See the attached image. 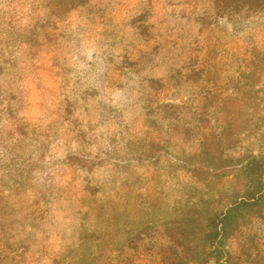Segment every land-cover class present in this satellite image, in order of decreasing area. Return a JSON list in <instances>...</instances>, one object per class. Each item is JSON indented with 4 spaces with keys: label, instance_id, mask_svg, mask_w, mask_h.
Segmentation results:
<instances>
[{
    "label": "rangeland",
    "instance_id": "rangeland-1",
    "mask_svg": "<svg viewBox=\"0 0 264 264\" xmlns=\"http://www.w3.org/2000/svg\"><path fill=\"white\" fill-rule=\"evenodd\" d=\"M75 30L140 110L63 99ZM0 264H264V0H0Z\"/></svg>",
    "mask_w": 264,
    "mask_h": 264
},
{
    "label": "trees",
    "instance_id": "trees-1",
    "mask_svg": "<svg viewBox=\"0 0 264 264\" xmlns=\"http://www.w3.org/2000/svg\"><path fill=\"white\" fill-rule=\"evenodd\" d=\"M108 6L104 7L105 12H107ZM90 13L92 14L91 15L92 18L98 17V14L96 12H93V11L87 12V14H90ZM105 20L108 24H111L112 26H114L109 17L106 16ZM84 30H85V28H84ZM76 32H79V31L78 30H75L74 32L69 31L68 33H65L64 31H62V32L60 31V33H58V35L55 37V39L64 40L65 42H72L70 45L76 44L74 47H77L78 55L81 54V57L84 60H91V61H88V63L91 64V66L88 69V72L84 73V81L78 80L79 79L78 76L76 77V79H74L72 81V78H71L69 72H67L66 76L61 77V80L66 85H72V82H74V85L71 88H67V90L63 93V99L73 100L68 95V91L73 90V89H77L78 86L76 84L84 85L88 81H90L89 78H92V80L97 84V87H100V88L99 89H97V88L93 89L95 91V93L92 96H88V95L84 96L83 93H85L86 90L81 91L82 94L79 91V94H78L82 98H85V100L88 102V105L91 102V100L96 99L99 102L96 105L97 108L109 110L113 106H116L119 109L125 110V109H132V108H130L133 105L132 102H137V105H138L139 110H140L142 108V106L139 105L138 98H137V96L134 95L133 90H135V88H133L132 86H126L125 84H123L120 88L112 89L110 87L109 80L106 77L105 71L103 72V69H105V68H103L104 67L103 64L106 65V63L109 61V59L111 57L110 52L107 50H104V49H102V51L95 49V47L91 46L87 35L81 34V33H76ZM103 35H105V30L103 32ZM115 35L110 36V32H106V36L109 37L107 39L108 41L110 40L111 42H113ZM86 40L88 41L87 44L85 42H82V44H79V42L86 41ZM77 44H79V45H77ZM98 63L101 64L102 66H100ZM130 74H132V71L130 72ZM136 77L139 78V76H137V74H134L132 77L128 78L126 81L131 82ZM116 91H119L120 94L117 95L116 97H112V95ZM120 101H121L122 105L117 103ZM88 105H87V109L89 107ZM113 119H115V120L120 119L121 120L119 125H120L122 133H123V136H122L121 131L116 132L118 134V136H117V139L115 140V142H119L118 145L116 146V148L119 149V151H122V148H123L125 153L128 154L131 152V154H132V152H133L132 151V141L133 140H131L130 142H127L126 133L124 130L127 127H129L130 123H133L135 125V120L133 119V117H131L129 115H125L124 113L121 115V117L112 116L110 112H109L108 116H104V115L100 116V122H101V124H104L105 127L114 126L113 125ZM110 123H111V125H110ZM126 123H128V124H126ZM114 151H115V148H113L110 151V153H109L110 155L104 157L105 161H101V163L105 162L104 163L105 165L103 164L104 166L114 167L116 169L115 174L118 173L117 170L119 168H130V167H132V169L136 168V166H134L136 164L133 162V160H130L131 156L125 157V156L119 155L118 151L117 152H114Z\"/></svg>",
    "mask_w": 264,
    "mask_h": 264
}]
</instances>
